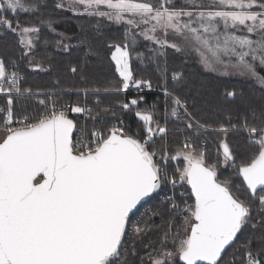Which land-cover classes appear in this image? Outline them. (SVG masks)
<instances>
[{
    "label": "snow or ice",
    "instance_id": "1",
    "mask_svg": "<svg viewBox=\"0 0 264 264\" xmlns=\"http://www.w3.org/2000/svg\"><path fill=\"white\" fill-rule=\"evenodd\" d=\"M45 5L46 0H0V39L15 37L0 52V96L6 97L0 106V264H264V75L259 71L264 69V0L55 3V9L80 13L82 8V14L126 25L124 43L106 44L120 79L103 89L105 95L153 87L151 79L135 77L128 43L136 36L149 42L148 54L137 56L157 77L163 123L159 109L138 108L142 94L107 106L97 99L89 107L86 100L62 102L64 92L55 86L59 79L46 89L25 86L20 61L31 71L46 69L34 58L40 28L21 24L19 14L34 15ZM40 23L57 33L52 18ZM99 29V20L91 36L80 26L75 47L86 49L85 56L99 54ZM57 34V48L74 47L64 43L73 37ZM168 49L196 58L206 71L256 81L260 96L235 108L217 106L212 116L201 117L189 94L204 84L170 69ZM86 63L79 65L81 80H87ZM70 71L76 74L77 66ZM80 91L85 97L101 94L99 88ZM237 95L228 91L225 99ZM133 107L135 129L123 120L109 123V117ZM170 132L183 137L174 153ZM229 133L240 137L239 163ZM205 134L218 140L211 163ZM180 159L183 165L170 170L169 162ZM221 164L231 165L232 177L218 178ZM185 183L190 192L177 196L175 189ZM169 185L173 195L132 224L138 205ZM157 215L164 220L163 234L145 243L144 237L161 231L151 220Z\"/></svg>",
    "mask_w": 264,
    "mask_h": 264
},
{
    "label": "trees",
    "instance_id": "2",
    "mask_svg": "<svg viewBox=\"0 0 264 264\" xmlns=\"http://www.w3.org/2000/svg\"><path fill=\"white\" fill-rule=\"evenodd\" d=\"M57 3L56 0H46V5L42 6L40 11L36 14H19V20L21 24H27L31 26H37L40 28L39 32V42L37 43L36 49L34 51V58L38 61H43V68L46 71H31L26 67V61L19 62V70L21 75L27 74V81L25 86H31L34 89L42 87V89L53 87L54 82L59 79V84L55 85L57 89L64 91L62 97V102H76L87 101L88 106L92 107L94 101L97 99L101 100L102 106H107L115 103L116 101H127L132 98H136L138 94H142L144 99L138 105L140 110L144 109H159L157 116L161 119L163 123V96L160 94V90L157 88V77L153 75L150 71L145 69H150L152 66L148 64L147 61L141 63L137 54H148L149 52V42L145 41L142 37L136 36L135 43L129 39L128 43L131 49L130 64L133 69L136 78L151 79L153 87L151 89H136L129 88L126 93L120 94H110L105 95L103 89L107 87H115L116 82L119 81V76L115 72V63L111 60V51L107 50L106 44L109 41H116L119 43H124V34L126 25H117L107 21L106 18L90 17L87 14L73 13L67 9H55L54 5ZM48 20L52 18L55 21L54 27L57 33H63L65 37H73L72 39H65L64 43L73 45L67 52L63 48H57L55 42L60 39L57 33H53L47 28L45 24L40 23V19ZM100 21V35L103 37V45L100 41H97V48L99 49L98 55H88L85 56L86 49L81 47H75L78 44L79 39L82 38L80 34V26L83 25L85 32L91 36L95 33V26L97 21ZM3 34L0 33V36ZM45 41H47V46H45ZM15 42V37L12 34H8L3 39H0V52L7 51L8 48ZM168 61L169 68L183 71L185 77L190 82H195L197 85L200 83L204 84L203 88L193 89L189 94V103H192L194 99L196 101L197 110L199 115L204 117L205 115L212 116L213 108L223 105L225 107L235 108L242 104V100H247L250 97H259L261 93V87L258 88L256 84L251 81V79L237 78L228 75H215L213 73L207 72L203 67L197 62L196 58H185L184 55L180 53H175L173 50L168 49ZM86 60L87 71L85 75L87 80H81L79 65ZM77 66L78 71L76 74L71 73L70 68L72 66ZM11 70V69H10ZM261 75H264V69L259 70ZM171 77V71L169 72V82ZM101 89V94L99 96L90 94L85 97L83 92L80 91L79 95L77 90L83 89ZM74 91V92H71ZM228 91H235L238 95L236 97L225 99V93ZM76 92V93H75ZM243 93L244 96L241 98L239 93ZM6 101V97L0 96V105L3 106ZM157 101H159L157 103ZM138 109L133 107V109L128 111L118 112L116 119H111L109 117V123H118L120 120L131 127L136 128L137 118L135 117V111ZM70 118L74 120H82L81 116L77 114L69 113ZM221 119H226V117H220ZM172 129L173 125H169ZM207 137V148L210 159L214 160L216 158L218 140L215 134H205ZM221 137L224 136L223 133L220 134ZM227 140L229 141L230 147H233L237 151V163L241 156L239 155L240 149H237V143L240 137L235 133H229L227 135ZM183 137H173L171 132L168 137L169 145L171 146L173 153L176 147V142ZM209 159V162H210ZM181 166L183 163L182 159L179 161H170V170H174L178 165ZM211 163V162H210ZM176 165V166H175ZM183 165V164H182ZM233 169L231 165H227L225 168H218V178L223 180L228 177H232ZM235 179V178H234ZM238 182V181H236ZM185 189L190 192V188L186 185L183 187L177 186L175 189V194L178 196L179 193L183 192ZM167 186L163 187L158 191L151 199H154L153 208L146 207L145 211H142L141 216L150 214L156 210V205L163 200V196L166 194ZM146 201L142 204L139 209L135 212V215L131 217L134 218L140 211L142 207L148 202ZM190 202V201H189ZM150 212V213H149ZM167 219V216L164 218ZM155 223L162 224L160 226L161 231L158 232V236L163 234L164 220L160 216H155ZM170 243V242H169ZM232 248L227 250L226 256L230 255ZM181 264V262H177Z\"/></svg>",
    "mask_w": 264,
    "mask_h": 264
},
{
    "label": "rangeland",
    "instance_id": "3",
    "mask_svg": "<svg viewBox=\"0 0 264 264\" xmlns=\"http://www.w3.org/2000/svg\"><path fill=\"white\" fill-rule=\"evenodd\" d=\"M57 2H60V0H56ZM103 10V9H102ZM80 12H82L83 13V9L81 8L80 9ZM204 69V68H203ZM205 70V69H204ZM206 71V70H205ZM222 71L223 70H218V71H216V72H212V71H207V72H210V73H213V74H215V75H224V74H222ZM228 76H234V77H237V78H245V79H248L249 80V78H246V77H244V76H240V75H235V74H230V75H228ZM251 81H253L255 84H256V86L258 87V88H260L261 86L256 82V81H254V80H251ZM38 89H42V87H39ZM60 90V89H59ZM64 92V91H63ZM71 92H74V91H71ZM76 93V92H75ZM1 106V105H0ZM81 118H82V120H80V121H83L84 120V117L83 116H81ZM213 160L212 159H210V162H212ZM182 164L183 163H181V166H182ZM176 165H178L179 166V163H177ZM175 165V166H176ZM227 165H224V164H221L220 166H219V168L220 169H222V168H225ZM154 202H155V200L154 199H151L150 201H148L146 204H145V206L144 207H142L141 209H140V211L138 212V214L136 215V216H134V218H132L131 219V223L132 224H134L138 219H141L143 216H141V218H140V215H141V213H142V211H145V208L146 207H149L150 209L151 208H153V205H154ZM150 213V212H149ZM158 216V215H157ZM151 220H152V222L156 225V226H158V225H160V226H163L162 224H158V223H155V216H151ZM158 232H154V233H152L150 236H148V237H144L143 239H144V241H145V243H147L148 242V240L149 239H151V240H154V241H156V240H158ZM141 254H143V253H141Z\"/></svg>",
    "mask_w": 264,
    "mask_h": 264
},
{
    "label": "built area",
    "instance_id": "4",
    "mask_svg": "<svg viewBox=\"0 0 264 264\" xmlns=\"http://www.w3.org/2000/svg\"><path fill=\"white\" fill-rule=\"evenodd\" d=\"M172 195H173V190H172L171 186L169 185V186H167L166 194L163 197L172 196Z\"/></svg>",
    "mask_w": 264,
    "mask_h": 264
},
{
    "label": "water",
    "instance_id": "5",
    "mask_svg": "<svg viewBox=\"0 0 264 264\" xmlns=\"http://www.w3.org/2000/svg\"><path fill=\"white\" fill-rule=\"evenodd\" d=\"M158 191H159V190H158ZM156 194H157V193H156ZM154 195H155V194H154ZM154 195H153V196H154ZM149 199H150V198L146 199V201H148ZM146 201H143V202L141 203V205L144 204ZM141 205H138V209H139V207H140ZM138 209H137V210H138ZM137 210H134V212H136Z\"/></svg>",
    "mask_w": 264,
    "mask_h": 264
}]
</instances>
